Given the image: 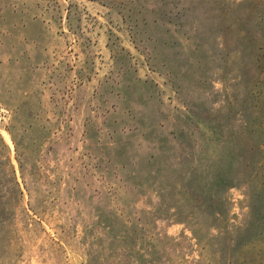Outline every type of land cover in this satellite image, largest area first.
<instances>
[{
  "label": "rangeland",
  "instance_id": "374dc122",
  "mask_svg": "<svg viewBox=\"0 0 264 264\" xmlns=\"http://www.w3.org/2000/svg\"><path fill=\"white\" fill-rule=\"evenodd\" d=\"M0 264H264V0H0Z\"/></svg>",
  "mask_w": 264,
  "mask_h": 264
},
{
  "label": "crops",
  "instance_id": "0c3cea01",
  "mask_svg": "<svg viewBox=\"0 0 264 264\" xmlns=\"http://www.w3.org/2000/svg\"><path fill=\"white\" fill-rule=\"evenodd\" d=\"M30 22H36L37 23V20H33L32 18L30 19ZM31 24H34V23H31ZM31 40V46H33V48L37 47V49H39V45L37 44V40H32V38L30 39ZM36 49V48H35ZM41 49V50H40ZM40 51H42L44 54L46 53L45 49L40 47ZM46 55V54H45Z\"/></svg>",
  "mask_w": 264,
  "mask_h": 264
}]
</instances>
